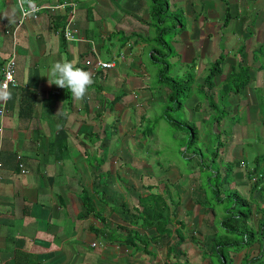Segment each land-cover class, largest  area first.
Masks as SVG:
<instances>
[{
  "label": "crops",
  "instance_id": "0c3cea01",
  "mask_svg": "<svg viewBox=\"0 0 264 264\" xmlns=\"http://www.w3.org/2000/svg\"><path fill=\"white\" fill-rule=\"evenodd\" d=\"M73 1L78 4L74 27L79 40L67 42L56 34L66 17L43 11L40 20L19 27L20 10L29 5L0 0V81L6 61L13 56L17 61V86L9 87L7 94L0 86V110L5 104L0 113V264H214L213 244L221 235L225 212L216 215L217 205L207 193L208 188L215 189L203 186L206 175L199 162L189 173L164 169L133 148L141 143L136 127L152 124L150 112L168 103L167 89L158 92L149 86L153 82L145 62L151 60L153 47L145 43L153 31L149 2ZM226 1L220 0L223 9L212 7V0L173 3L184 8L190 29L178 34L172 45L180 52L181 64L174 75H182L193 64L198 85H205L221 55L214 36L226 39L229 55L216 78L218 91L213 90L218 97L233 71L238 72L241 64L249 69V85L222 102L218 98V111L200 90L184 104L190 117L183 123L204 130L203 125L212 128L218 122L215 131H236L228 136L223 152V157L232 158L228 165L246 162L245 150L238 147L250 134L240 135L248 127H235L234 118L230 124L225 118L250 105L252 96L264 120V0ZM120 3L124 4L118 8ZM203 4L207 10L200 12ZM228 10L233 14L230 11L226 26ZM203 13L206 18L200 22ZM120 55L125 57L110 70L85 64L98 58L111 62ZM60 60L92 74L94 82L82 100L49 86L47 71ZM255 91L262 93L260 104ZM19 156L27 175L17 169ZM247 178L235 172L234 190L240 193L238 185ZM227 189L230 186L223 190ZM217 202L221 205L219 198ZM153 216L158 219L155 224ZM251 253H260L259 244L232 253L233 264H242Z\"/></svg>",
  "mask_w": 264,
  "mask_h": 264
},
{
  "label": "rangeland",
  "instance_id": "374dc122",
  "mask_svg": "<svg viewBox=\"0 0 264 264\" xmlns=\"http://www.w3.org/2000/svg\"><path fill=\"white\" fill-rule=\"evenodd\" d=\"M146 2L147 3L149 2L148 4H149V7L151 8V0H146ZM176 2L182 3V0H171L170 3H172L171 4L172 13L183 12V15L180 16V19L182 23L184 24L185 29L187 27H188L187 29H190V23L184 14V8L181 7L180 5L175 6L173 3H176ZM123 4L124 3H120V5H116V6L119 8V6ZM215 5H217L219 9H223V3L220 2V0H212V7ZM203 8L204 10H207L206 6L203 4V6L200 5V12L203 11ZM230 11L233 14V11L232 10ZM176 18H179V16H177ZM205 18L206 16L204 13L198 17L200 22H204ZM154 32L155 31L153 29L150 35L151 37H154ZM223 34L224 33H221V35ZM214 37L219 41V47H218L220 51L219 54L224 53L226 55L225 59H227L229 55L227 52L229 49H227L228 45H227L226 39H222L221 36H218V37L214 36ZM232 38H235V37L232 36ZM166 39L169 42L172 41V43L175 40V38L172 40L169 36H167ZM173 47L175 49V52L179 51L178 49L176 51L175 46ZM178 54L180 57V52H178L176 53V57L171 60L172 67L170 69L171 72L169 73L170 77H175V78L177 77V79H179L180 76L184 75V73L180 76L174 75L175 71L179 70L181 66V64L179 63L180 58L178 57ZM233 56H234V53L232 54L231 57ZM219 57L220 55L217 57V60L219 59ZM258 57H261V55L258 54ZM204 58H206V54ZM206 59L208 60V58ZM210 61H213V58H210ZM145 62H146L147 68L149 69L151 75L153 76V82L151 83L150 81L149 83L150 88L152 90H158V92H163L165 89H167L166 87L167 85H169V83L164 84V86H158L159 69L155 67V65L152 63L151 60L145 59ZM194 64L196 66V63ZM191 66L193 67L194 65L191 64ZM191 66H189L190 69L188 70L192 71L193 76L190 77L189 80L195 83L193 85V88L197 90L198 83H200L197 79L198 69L197 68L194 69V67L191 68ZM185 73L189 74L187 75V77L190 76V74H192L191 72L189 73V71L188 72L186 71ZM185 77L183 76L180 78L184 80L185 82L187 81V78ZM216 78H215V82H216ZM214 91L215 92L218 91V88L216 90L214 89ZM254 93L256 95L255 97L257 98L260 104L262 102V96H261L262 93L260 91H255ZM209 94L210 92L207 89V92L205 93V95L209 96ZM213 98L215 99L213 101L216 102L219 97L218 95L214 93ZM248 102L250 103V105L246 104V106H241L239 113H236L233 115L231 114L225 118V121H226L225 123L231 122L230 119L234 118V120L232 121L233 123H235L234 124L235 127L236 126H240L243 128L248 127L246 131L245 130L242 131L243 132L242 134L239 133L240 135H243V134L245 135L246 133L250 134V137L244 141L243 145L241 147H238L239 149L245 150L244 157H246V162L242 160L239 161L241 165L239 166V168L235 170L236 173L237 172L241 173L242 176L249 175L248 174L249 169L255 166L253 164V160L255 158L259 159V161L261 162V169L264 170V123H263L264 120L262 119L263 117L260 114L259 105L254 104V97L251 96ZM176 107L178 108V105L176 104H166V106L164 105L159 106L157 111L150 112L154 122L152 124H151L152 121L150 122V124L145 123L141 128L136 127V129L134 130V133L137 135V138H138L137 140H140L141 143H139L136 147H133V148L134 150H138L140 152L144 151L142 156L145 158H148L150 156L156 159L158 163H160L162 168L164 169L172 168V169L183 171L185 173H189L192 170L194 171L198 169L197 165L199 162V166L201 170L204 171L206 175V177L204 178L206 182H203V186L205 187L212 186L214 188V186L220 184L224 180L223 176L226 174V171L222 167H227V164H226L227 161L232 160L230 156L223 157V152H225V150L227 149V146L222 147L221 145H224V143L226 142L225 140L228 138V136L235 133L236 131L227 130V132H225L222 129H217L215 131V128L219 126L216 124L218 122L213 123L212 128H208L210 127V124H209L205 126L203 125L204 130H197L195 128V125H193L194 123L193 124L190 123L189 125L183 123V122H186V120H188V118L190 117L189 113L187 112L186 106H184L182 109L181 108L177 109ZM170 118L174 119L177 122H180L183 125V128H177L173 126L172 123L170 122ZM221 125H222L221 128L225 126V124H221ZM151 127H153L152 130H146L147 128L149 129ZM192 128L197 131L196 137L193 136ZM240 130H238V132ZM221 132H224V135H221ZM142 137H144L145 140H141ZM154 140L157 141V145H156V142H154ZM133 143H135V141ZM155 148H157L156 155L154 154ZM194 153L198 155L199 160L196 159L197 155H194ZM202 155H204V157H202ZM204 168H209V169L205 170ZM218 174H220V177H216V175ZM208 176H211L212 185H210L207 182ZM233 182H234V179L229 180L227 183L228 185H225L223 189L229 186H230V189H227L225 191L221 189L222 193L216 198H215L216 193L210 188L207 189L209 200L213 199L217 205L216 215L218 217L223 216L224 212L227 210L229 205L233 204V200L235 199L234 197H232L231 199H227L226 202H224L225 199H222V198L229 197L230 195L234 194L233 191H236L234 190ZM244 186H246L247 188L244 189L243 188ZM253 187H254V184L247 178V180L244 183H240L238 185V190L240 191V193H242V195L245 198L251 199V201L253 202L252 205L255 208L257 205H264V192L257 190L253 194H250V191ZM217 198L222 199L221 205H219V203L217 202ZM238 208L242 209L240 205L238 206Z\"/></svg>",
  "mask_w": 264,
  "mask_h": 264
},
{
  "label": "trees",
  "instance_id": "16d2710c",
  "mask_svg": "<svg viewBox=\"0 0 264 264\" xmlns=\"http://www.w3.org/2000/svg\"><path fill=\"white\" fill-rule=\"evenodd\" d=\"M227 3L226 0H223ZM171 0H151V8H150V27L154 29V37L149 36V38H145V43H149L153 46L151 50V60L152 63L159 69V80L158 86H164V84L169 83L167 85L168 90V103L167 104H176L178 108H183L184 104L188 99H190L194 94L193 85L195 83L189 80L190 77L193 76L192 71L188 70L187 72H191L190 76L184 73V77L187 78V81L184 82L180 77H170L169 73L171 72V60L176 57L175 49L172 45V41H167L166 37L169 36L172 40L181 34L184 30V24L182 23L180 16L183 15V12H175L172 13L171 9ZM174 15V16H172ZM230 12L228 10L225 18V25H228L230 19ZM179 16V18H176ZM173 27V28H171ZM132 37L128 38L130 41ZM222 53L218 60H216L210 73L205 79V85H198V89L202 92H210L207 100L210 101V105L212 109L214 108L215 111H218L219 106L213 98V90L216 88L215 78L222 75L223 73V64L225 63L226 55ZM191 68H193L191 66ZM239 71H233L231 76L226 80L223 90L220 94L221 102L223 99L230 97L232 94H239L241 93L250 83V73L249 69L246 68L243 64L239 67ZM69 100V99H68ZM222 105V104H221ZM224 116L226 113L220 112ZM170 122L179 128H183V125L180 122L175 121L174 119L170 118ZM188 123L187 125H189ZM193 124V123H192ZM195 125V124H193ZM196 128V125H195ZM193 136H197V131L192 128ZM222 147L226 146L228 140ZM223 144V143H222ZM194 155H197L194 153ZM204 157V155H202ZM248 164V163H247ZM253 164L254 167L249 169V180L254 184V187L251 190V194L255 191L259 190L264 192V170L261 169V162L259 159H256ZM239 161L230 162L227 167H225L226 174L223 176L224 180L214 186L215 188V198L218 197L225 185H228V181L234 179V173L237 168L240 166ZM201 169V168H200ZM205 170L209 168H204ZM211 171V170H209ZM213 171V170H212ZM216 177H220V174L216 175ZM210 185H212V179L210 178ZM234 194L230 195L229 197L222 198L231 199L234 197L233 204H230L227 210L225 211V216L221 221V235L214 240L213 244V252L215 255L213 259L214 264H233L234 257L231 256L232 253H240L244 250L251 249L256 244H259V254H246L244 257V261L242 264H264V205H257L255 208L253 207V202L251 199L245 198L242 194L238 191H233ZM220 199V198H219ZM220 199V201L222 200ZM241 208H238V206ZM257 217V218H256ZM259 217V219H258ZM149 217L146 216V220ZM162 218V217H161ZM153 219L156 223L158 220L153 216ZM151 219L148 222H152Z\"/></svg>",
  "mask_w": 264,
  "mask_h": 264
},
{
  "label": "clouds",
  "instance_id": "9594fccd",
  "mask_svg": "<svg viewBox=\"0 0 264 264\" xmlns=\"http://www.w3.org/2000/svg\"><path fill=\"white\" fill-rule=\"evenodd\" d=\"M64 1H66V0L57 2L54 5H43V4L41 5V4H34V0H21V4H24L26 2L29 5V8L20 10V22H19L18 26L20 27V26L24 25L29 20H34V21L40 20V17L42 15L43 11L49 12V14L52 16H56V15L60 14L64 17H66L67 22H68V11L70 10L69 8L67 10H61V11L55 12V13H53L51 10H48L47 8H43V7L55 6V5H58ZM67 1L73 2L76 7L78 6V4L73 0H67ZM33 6H37V7L43 8V9H41V11L37 15H31V16H29L30 17L29 19H27L26 21H22V12L24 11L25 16L30 15L31 14L30 9ZM75 10H76V8H75ZM75 16H76V13H75ZM5 18H7V17H5ZM74 22H75V20H74ZM74 22H73V28L75 30H77V40H75V41H78L79 40V38H78L79 31L77 28L74 27ZM66 23L61 28L56 29L57 35H58V32L61 31L65 27ZM58 36L62 37V35H58ZM64 40L67 41L66 39H64ZM75 41H67V42H75ZM13 57L15 58V56H13ZM124 57H125L124 55H120L119 57H115L111 62H104L98 58V59L90 60V61H92V65H90V66H88L86 63L85 64L87 67L92 66L95 68L93 63L100 60L104 63L114 64V66L112 68H110V69H113L116 67L117 60H120ZM95 69H97V68H95ZM110 69H101V70H110ZM97 70H99V69H97ZM46 76H47V82H48L49 86L55 85L58 88L68 90V92H70L72 98L75 100H82L85 97L88 88L94 82L92 79V74L90 72L85 71V70L81 69L80 67L74 66V64L71 61H65V60H60V61H56V62L52 63V65L50 66V68L47 71ZM1 82H2V80L0 81V86H1ZM1 88H2V86H1ZM8 90H3V91H5V93L7 94ZM4 105L5 104H3V106L0 110V111L3 110V113L5 112ZM17 169H18L19 173L21 174V172L19 170L18 162H17ZM21 175H23V174H21Z\"/></svg>",
  "mask_w": 264,
  "mask_h": 264
},
{
  "label": "built area",
  "instance_id": "2783aa9c",
  "mask_svg": "<svg viewBox=\"0 0 264 264\" xmlns=\"http://www.w3.org/2000/svg\"><path fill=\"white\" fill-rule=\"evenodd\" d=\"M43 8H47L48 10H51L53 13L55 12H59L61 10H67L68 8L70 9L68 11V22L66 23L65 27L58 32V35H62V37L64 39H66L67 41H75L77 40V30H75L73 28V22L75 20V13H76V6L73 2L71 1H64L58 5L55 6H51V7H43ZM40 7L37 6H33L30 9L31 14L28 16L24 15V11L22 12V21H26L27 19H29L31 15H37L41 9ZM86 64L88 66L92 65V61L88 60L86 62ZM95 68L97 69H110L114 66V64L111 63H104L100 60L96 61L93 63ZM16 71H17V61L16 59L13 57L11 59H9L8 61H6L5 64V68H4V72H3V79L1 82V86L3 90H8L9 87L13 86L16 87L17 83L15 80L16 77ZM1 114H3V110L0 111ZM2 129H0L1 131ZM1 166V165H0ZM18 166H19V170L21 172V174L26 175L28 174V170L26 168V166L23 164L22 162V157L19 156L18 157ZM95 246V245H93Z\"/></svg>",
  "mask_w": 264,
  "mask_h": 264
}]
</instances>
